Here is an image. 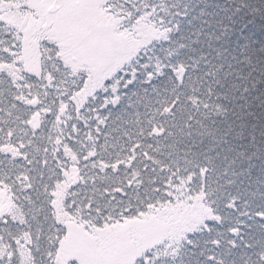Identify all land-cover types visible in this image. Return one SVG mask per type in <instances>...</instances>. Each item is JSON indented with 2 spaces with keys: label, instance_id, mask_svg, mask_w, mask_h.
Instances as JSON below:
<instances>
[{
  "label": "snow or ice",
  "instance_id": "snow-or-ice-1",
  "mask_svg": "<svg viewBox=\"0 0 264 264\" xmlns=\"http://www.w3.org/2000/svg\"><path fill=\"white\" fill-rule=\"evenodd\" d=\"M0 264H264V0H0Z\"/></svg>",
  "mask_w": 264,
  "mask_h": 264
}]
</instances>
